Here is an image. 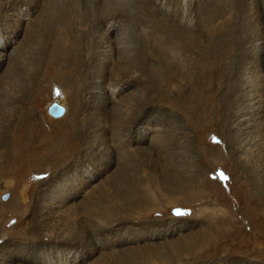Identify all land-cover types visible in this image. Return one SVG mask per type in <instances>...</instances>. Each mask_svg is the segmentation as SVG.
Here are the masks:
<instances>
[{"label":"rangeland","instance_id":"rangeland-1","mask_svg":"<svg viewBox=\"0 0 264 264\" xmlns=\"http://www.w3.org/2000/svg\"><path fill=\"white\" fill-rule=\"evenodd\" d=\"M47 71L36 110L52 124L71 121L68 155L13 161V131L0 136V264H264V149L240 152L247 129L234 120L232 95L221 93L228 83L207 94L203 83L181 84L183 97L166 86L138 110L148 84L137 83L118 95L131 99L126 120L125 102L103 100V81L74 86L62 76L48 80ZM196 86L199 110L181 111ZM62 97L63 115L51 116ZM90 197L119 211L102 221L97 208L82 209Z\"/></svg>","mask_w":264,"mask_h":264},{"label":"bare ground","instance_id":"bare-ground-1","mask_svg":"<svg viewBox=\"0 0 264 264\" xmlns=\"http://www.w3.org/2000/svg\"><path fill=\"white\" fill-rule=\"evenodd\" d=\"M262 7L257 0H226L211 9L206 0H0V69L4 66L0 136L4 139L6 132L13 131L9 135L16 146L11 159L22 160L25 153V160L38 164L40 157L54 160L68 155L71 121L52 124L38 117L44 98L37 91L44 82V67L48 80L53 77L50 81L60 76L74 86L103 81L108 91L103 100L113 105L125 102L121 109L126 120L132 93L126 95L129 98L118 95L137 83L148 84L136 97L138 110L150 105V98L154 102L166 95V86L183 97L178 85L203 83L207 94L215 82L224 81L228 86L221 93L226 98L232 95L234 120L247 129L239 140L240 152L258 155L264 149ZM240 95L248 102L245 111H239ZM200 97L201 88L196 86L190 101L186 99L179 109L198 111ZM64 98L51 105L64 104ZM230 135L235 144V135ZM32 142L36 148L30 146ZM78 188L84 186L76 185V194ZM85 193L86 189L80 197ZM86 202L82 209L90 213L97 208L102 221L119 211L99 199L90 197Z\"/></svg>","mask_w":264,"mask_h":264},{"label":"water","instance_id":"water-1","mask_svg":"<svg viewBox=\"0 0 264 264\" xmlns=\"http://www.w3.org/2000/svg\"><path fill=\"white\" fill-rule=\"evenodd\" d=\"M48 113L53 117H60L64 113V107L60 105L58 102H54L48 108Z\"/></svg>","mask_w":264,"mask_h":264},{"label":"snow or ice","instance_id":"snow-or-ice-1","mask_svg":"<svg viewBox=\"0 0 264 264\" xmlns=\"http://www.w3.org/2000/svg\"><path fill=\"white\" fill-rule=\"evenodd\" d=\"M220 175H223V173H220Z\"/></svg>","mask_w":264,"mask_h":264}]
</instances>
